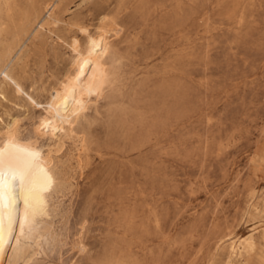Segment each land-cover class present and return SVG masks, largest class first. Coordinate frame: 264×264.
I'll use <instances>...</instances> for the list:
<instances>
[{"label": "rangeland", "instance_id": "rangeland-1", "mask_svg": "<svg viewBox=\"0 0 264 264\" xmlns=\"http://www.w3.org/2000/svg\"><path fill=\"white\" fill-rule=\"evenodd\" d=\"M54 18L20 40L23 91L44 105L80 69L101 94L54 153L61 185L29 264H228L245 237L255 253L232 264H264V0H65ZM4 91L0 143L13 117L44 151V108Z\"/></svg>", "mask_w": 264, "mask_h": 264}, {"label": "bare ground", "instance_id": "bare-ground-1", "mask_svg": "<svg viewBox=\"0 0 264 264\" xmlns=\"http://www.w3.org/2000/svg\"><path fill=\"white\" fill-rule=\"evenodd\" d=\"M64 1L28 0L26 6L20 8L17 0H0V100L8 101L4 90L9 87L19 94L24 93L30 105L44 108L47 118L41 121V125L49 140L42 151L37 137H20L16 118L11 117L3 126L0 143V264H4L6 257L29 264L38 241L48 236L49 229L44 220L49 215L50 201L61 185L54 153L64 146V138L74 133V125L87 111L90 97L97 99L101 94V83L97 84L86 72L76 69L51 90L47 102L41 105L23 91L14 75L23 56L21 38L30 35L35 38L57 21L54 12ZM86 46L84 63L96 73L98 69L93 60L106 57L109 41L104 35L89 36ZM228 247V264H232L233 259L245 263L256 250L251 237L230 240Z\"/></svg>", "mask_w": 264, "mask_h": 264}]
</instances>
